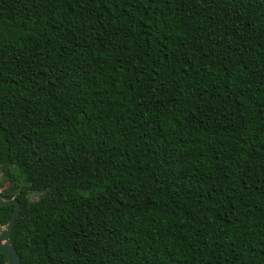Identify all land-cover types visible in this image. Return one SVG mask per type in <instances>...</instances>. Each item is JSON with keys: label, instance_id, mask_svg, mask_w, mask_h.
<instances>
[{"label": "trees", "instance_id": "trees-1", "mask_svg": "<svg viewBox=\"0 0 264 264\" xmlns=\"http://www.w3.org/2000/svg\"><path fill=\"white\" fill-rule=\"evenodd\" d=\"M0 174L20 264H264V0H0Z\"/></svg>", "mask_w": 264, "mask_h": 264}, {"label": "water", "instance_id": "water-1", "mask_svg": "<svg viewBox=\"0 0 264 264\" xmlns=\"http://www.w3.org/2000/svg\"><path fill=\"white\" fill-rule=\"evenodd\" d=\"M5 205H13V211L7 224L4 226L0 224V251L5 256V264H20L19 256L9 238L12 226L19 213V203L15 198H4L0 192V206Z\"/></svg>", "mask_w": 264, "mask_h": 264}, {"label": "rangeland", "instance_id": "rangeland-1", "mask_svg": "<svg viewBox=\"0 0 264 264\" xmlns=\"http://www.w3.org/2000/svg\"><path fill=\"white\" fill-rule=\"evenodd\" d=\"M1 175V174H0ZM1 192V191H0ZM38 197H39V194L37 193V192H31L30 194H29V198L30 199H32V200H36V199H38Z\"/></svg>", "mask_w": 264, "mask_h": 264}]
</instances>
